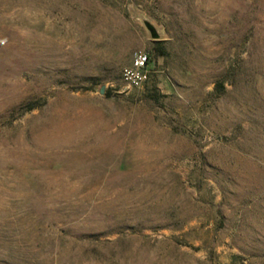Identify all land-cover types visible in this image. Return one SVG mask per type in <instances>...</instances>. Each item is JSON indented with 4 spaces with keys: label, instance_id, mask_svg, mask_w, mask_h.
Wrapping results in <instances>:
<instances>
[{
    "label": "rangeland",
    "instance_id": "obj_1",
    "mask_svg": "<svg viewBox=\"0 0 264 264\" xmlns=\"http://www.w3.org/2000/svg\"><path fill=\"white\" fill-rule=\"evenodd\" d=\"M0 264H264V0H0Z\"/></svg>",
    "mask_w": 264,
    "mask_h": 264
},
{
    "label": "built area",
    "instance_id": "obj_2",
    "mask_svg": "<svg viewBox=\"0 0 264 264\" xmlns=\"http://www.w3.org/2000/svg\"><path fill=\"white\" fill-rule=\"evenodd\" d=\"M148 54L142 50L133 53L130 63L120 72V83L123 90L141 88L149 79Z\"/></svg>",
    "mask_w": 264,
    "mask_h": 264
},
{
    "label": "water",
    "instance_id": "obj_3",
    "mask_svg": "<svg viewBox=\"0 0 264 264\" xmlns=\"http://www.w3.org/2000/svg\"><path fill=\"white\" fill-rule=\"evenodd\" d=\"M100 92H102V89H100Z\"/></svg>",
    "mask_w": 264,
    "mask_h": 264
},
{
    "label": "trees",
    "instance_id": "obj_4",
    "mask_svg": "<svg viewBox=\"0 0 264 264\" xmlns=\"http://www.w3.org/2000/svg\"><path fill=\"white\" fill-rule=\"evenodd\" d=\"M149 57V56H148Z\"/></svg>",
    "mask_w": 264,
    "mask_h": 264
}]
</instances>
